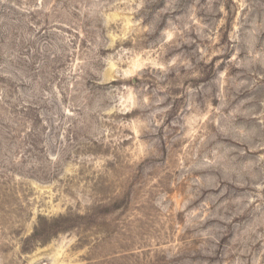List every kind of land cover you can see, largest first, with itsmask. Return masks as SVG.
Masks as SVG:
<instances>
[{"label":"rangeland","instance_id":"rangeland-1","mask_svg":"<svg viewBox=\"0 0 264 264\" xmlns=\"http://www.w3.org/2000/svg\"><path fill=\"white\" fill-rule=\"evenodd\" d=\"M0 264H264V0H0Z\"/></svg>","mask_w":264,"mask_h":264}]
</instances>
